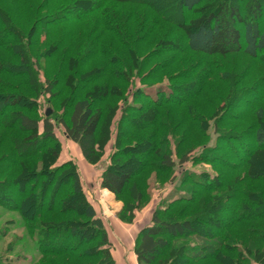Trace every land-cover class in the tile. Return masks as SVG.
<instances>
[{"label":"trees","instance_id":"16d2710c","mask_svg":"<svg viewBox=\"0 0 264 264\" xmlns=\"http://www.w3.org/2000/svg\"><path fill=\"white\" fill-rule=\"evenodd\" d=\"M8 1L13 0L0 2V52H5L20 62H27L25 67H20L13 73L23 82L26 91L20 86H7L6 82L0 81V88L8 87L11 90L7 93L0 91V113L7 109L5 116L0 114V152L4 151L0 155V205L21 213L29 237L42 255L68 256L78 260V264H91L95 260H100V264H116L105 223L86 198L76 166L70 161L58 163L61 143L56 134V126H63L65 135L79 146L84 158L89 163L96 164L103 156V142L100 138L101 135L103 139L106 138L108 116H112L114 110L111 99L124 91L125 105L118 121L116 147L110 163L102 173L101 187L113 193L118 201H122L130 191L131 199L136 202L130 207V213L135 206L141 207L143 202V193L133 186V180L136 174L147 171L150 165L143 162L136 172H132L130 166L136 162L133 151L137 146L129 145L126 149H121L118 146L120 137L129 132L147 131L153 123L149 124L146 120L151 118L155 122L158 109L171 105L187 106L201 95L203 89L192 91L191 87L174 85L173 82L168 83L166 89L164 83H160L156 85L157 95L153 97L145 89L135 88V78H141L145 69V65L138 64L143 63L144 59L139 58L130 40L132 34L129 33L128 24L131 19L122 18L113 12H103L109 0H73L70 5L60 3L55 11L45 15L43 12L48 9L44 5H26V9L34 15L35 22L34 29L27 33L17 26V20L11 15L13 5L17 6V2H10L12 7L8 8ZM52 1L55 3L58 0H48L47 3ZM86 5H92L91 9L82 12V16L75 20L64 17L65 14L75 15L77 11L80 13ZM179 6L187 16L185 20L177 18L175 25L183 33L187 51L219 60L241 55L264 64V0H179ZM245 15L250 17V23H246ZM92 19L96 25L90 27L87 22ZM85 26L90 28L82 30ZM45 28L51 41L47 58L50 55L51 60H56L61 56L56 62L59 69L53 72L52 77L47 75V71H43L42 75L38 71L39 59L34 57L30 47L31 41L37 40L41 30ZM167 49L173 56L180 52L175 47ZM101 58L106 62L103 65L99 63ZM4 63L0 60V74L10 72ZM221 69L222 65L214 62L209 72L218 74ZM112 79L122 83L124 89L118 83H113ZM140 80L145 87H154L148 85L144 78ZM65 86L70 88L69 95H65ZM257 89L259 88H249L240 94L236 91L235 98L227 101L229 103L223 111L226 113L222 114L221 119H217L214 130L206 121L208 130H204L203 135L207 138V143L192 158L183 157L178 163L171 152L159 151L158 141H148L154 146L148 152V158L153 155L160 158L159 165L155 168L161 173L173 174L178 165L189 160L194 164L208 163L215 167H220L217 162L222 161L221 165L228 164L232 170L246 167L264 147V124H261L264 123V91L259 94ZM41 97H45L46 103L54 109V113L48 118L40 113L38 100ZM249 97L253 99L248 100ZM240 101L248 102L247 106L243 110L236 109L230 115V110ZM61 105L65 107L62 114H59L58 107ZM240 111L248 114L254 112V122L249 129L242 133L221 132L219 122L238 120L241 114H236ZM192 113L190 117L193 126L206 124H203L206 116L201 110H194ZM224 118L227 119L224 121ZM183 124L181 122V125H177L174 131L182 129ZM214 136L215 145H209ZM249 140L251 143L248 144ZM164 141L169 142V138L166 137ZM8 146L11 151H8ZM236 148L243 152V159L228 162L229 158L236 155L238 158ZM38 156H42L45 167L46 163L51 162L52 165L26 173L29 170L26 161ZM33 178L35 182L28 195L17 193L16 188L23 181ZM55 182L65 184V187L54 193V204L47 208L40 207L45 194ZM180 189H187V192L180 193ZM226 189H230L226 196L219 199L216 196L217 200L211 202L209 197ZM176 190L181 195L172 196L165 205L159 206L153 213L151 225L139 232L135 246L138 263L171 264L178 259H166V262L163 256L178 254V257L184 258V264H209L217 262L222 254L231 251L242 255L244 260L246 250L240 244L231 246L225 243L224 231H229L238 224L263 221L264 203L260 200L255 204L259 210L246 205L251 197L249 191L243 184L235 187L226 174L198 175L194 171H185L176 183ZM234 191L240 193L229 207L228 202L233 200ZM15 197L21 201L20 205L12 201ZM206 201L205 206H209L210 211H214L213 214L216 215L212 212L207 217L194 215V220L183 221L162 219V216L176 209L197 207ZM37 204L39 209L33 214ZM76 204L79 206L76 210L69 208ZM71 215L82 219L61 225L59 221L55 222L50 218ZM134 216L133 213L131 221ZM196 220H200L210 231L204 233L205 230L199 229L201 225L197 226ZM218 225L221 228L217 229ZM255 233L264 240V233ZM3 236H7L5 232L0 234L1 238ZM181 241L183 244L179 245ZM11 251L12 247L9 249ZM21 261L24 259L0 258V264H24Z\"/></svg>","mask_w":264,"mask_h":264},{"label":"rangeland","instance_id":"374dc122","mask_svg":"<svg viewBox=\"0 0 264 264\" xmlns=\"http://www.w3.org/2000/svg\"><path fill=\"white\" fill-rule=\"evenodd\" d=\"M2 1L4 0H0L1 3ZM15 1L17 2V6L13 5L14 8L11 15H13L14 20H17V26L26 33L34 29L35 26V22L33 21L34 15L26 9V5L30 7L34 5H44L45 8L48 9L46 12H43V15H45L48 12L55 11L56 8L60 6V3L68 5L73 2V0H58L55 3L52 1L54 4L52 2L48 4V0ZM10 2L12 3L14 0L8 1V8L12 7L10 6L12 5ZM23 3H25V6ZM91 7L88 5L87 7H83L80 13L77 11L75 15L74 13L65 14L64 17L71 19V21L73 19L75 20L76 17H80L84 12L89 11ZM103 12H113L122 18L131 19L128 24L129 33L132 34L130 40L139 58L144 59L143 63L138 64L142 66L145 65V69L141 73V78H144L148 85L154 86L145 87V84L140 80L141 78L137 77L134 81L135 88L145 89L147 93L153 97H156L158 89L156 85L160 83H164L163 86L166 87V89L168 83L172 82L175 83L174 85L191 87L192 91L197 88H201V91L203 89L201 95H199L196 100L189 102L187 106L177 107L171 105L162 107L156 111L158 117L155 122L153 119H148L147 117L146 119L148 120H146V122H149V124L153 123L152 125L150 124L147 131L142 133L129 132L120 137L118 146L121 149H126L129 145L137 146L136 150L133 151V159H135L134 161L136 162L130 166L132 172H136L143 162H147L150 165L147 171L139 175L136 174L133 180V186H136V188L143 193V202L141 207L136 208L135 206L136 209L134 208L130 213V207L134 206L136 203L131 199L130 191L125 195L122 201H118L113 193L101 187L102 173L110 163V157L116 147L118 121L122 116V110L125 105L124 100L126 95L124 91H121L118 97L116 96L113 97L114 99H111L114 110L112 116H108L109 121L106 125V138L103 139L101 135L100 140L103 142L101 152L103 156L96 164H91L84 158L79 146L65 135L63 126H56V134L61 143L58 163L62 164L70 161L76 166L81 177L86 198L89 203L94 206L98 216L101 217L105 223L108 240L111 243L110 250L116 264H139L135 253L136 238L142 229L151 225L153 213L159 206L165 205L172 196L176 197L181 195L180 193L182 192H187V189H180V193L176 190V183L185 171H194L198 175L207 173L210 175H215L216 173L226 174V176L229 175V181H232L235 187L243 184V187L249 191L251 197L249 201L246 202V205L254 206V209H257L255 204L259 203L260 200L264 203V147H262L260 152L251 159V162L248 163L246 167L233 170L228 164L221 165L223 164L222 161L217 162L220 167H215L208 163L194 164L192 160H189L184 164H180V166L178 165L173 174L161 173L155 168V166L159 165L160 158L154 155L148 158L147 155L152 147H154L152 144L150 145L148 141H158L160 145L159 151L162 153L165 151L166 153L167 151L171 152L173 159L178 163L183 157L192 158L196 153L198 154L202 151V146L207 143V138L203 135L204 130H208L207 123H210L211 129L214 130V125L216 121H218L217 119L222 117V114L226 113V111H223L225 105L229 103L227 101H231L235 98L236 91L239 94L249 88H259L257 89L259 90V94L264 91V64L241 55L226 60H219L187 51L183 41V33L177 30L175 25L177 18L185 20L187 16V13L179 6V0H109V4ZM244 17L246 23L251 22L249 16L245 15ZM97 22H99V19ZM87 23L90 27L96 25L94 19ZM88 26H85L82 30L90 28ZM47 33V28L42 29L39 38L33 42L31 41L30 47L34 57L39 59L38 71L41 75L43 71H47V75L52 77L54 75L53 72L59 69L56 62L59 61L61 56L56 60H51L50 55L49 58H47V49L50 47L51 43L47 37ZM171 47L177 48L180 52H177L176 56H173L174 54H171L167 49ZM0 60L5 62V66H7L9 69L8 71H10L6 72V74H0V81L6 82L7 86H20L26 91V89L23 88V82L18 77L14 76L13 73L21 69L20 67H25L27 62H20V60L13 59L11 55L5 52H0ZM214 62H219L222 65L223 69H221V73L219 71L220 74H211L209 72V68H212V63ZM99 63L103 65L106 62L101 58L99 59ZM109 79H111V77H109ZM112 81L113 83H118L113 79ZM118 84L120 88L124 89L122 83ZM25 86H27V84H25ZM65 87V95H69L70 88L67 86ZM117 89H115L114 92H116ZM0 91L6 93L11 92L8 87H2ZM252 99V97H249L248 100ZM247 103L248 102L240 101V103L236 104L237 106L235 108L230 110V115L236 109L243 110L244 107L247 106ZM38 104L40 106L41 115L45 117L46 109L52 107L46 103L45 97H41L38 100ZM262 106H264V104ZM64 107V105L58 107L60 111L59 114H62ZM194 110H201L206 116V120H203V124L207 121L205 125H201L202 123L199 124V126L192 125L190 116L193 114L192 112ZM6 112L7 109H4L0 114L5 116ZM151 112L152 111H150V113ZM239 114H241V116L238 117V120H226L227 118H224V121L226 120L225 122L221 123L220 121V131L230 134L233 132L242 133L246 131V129H249L250 125L254 122V112L251 111L248 114L240 111L236 115ZM181 122L184 123L183 128L174 131L177 125H181ZM261 124L263 125L264 123ZM200 125L202 128H200ZM166 137L169 138V142L166 141L167 143L164 141ZM215 139L216 137L214 136L209 145H215ZM247 143L249 144L251 141L249 140ZM158 144L156 146L157 148ZM236 150L238 158L236 155L234 158H229L228 162H239V158L243 159V152L238 148H236ZM8 151H11L9 146ZM2 154H4L3 150L0 152V155ZM26 163L29 168L26 172L28 174L33 173L32 171L36 172L52 165L51 162L46 163L47 165L45 167L42 156L30 158ZM34 182V178L23 181L22 185L16 188L17 193L28 195ZM64 187L65 184L60 185L58 182L53 183L45 194L44 199L41 201L42 205L40 207L47 208L54 204V193L59 188ZM229 191L227 189L224 191L222 190L216 195L209 197V199L211 202L215 201L218 196V199L226 196ZM239 193L240 191L235 192L234 198H232L233 200L228 202L229 207L234 204ZM12 201L17 205L21 204V201L17 197L12 198ZM208 201L193 208L181 207L162 216V219L183 221L189 219L194 220V215L198 217H207L208 213H214V211H210L209 206H205ZM77 207L79 208L78 204L69 206L71 210H76ZM38 209L39 204L34 207L33 214ZM259 209L260 208L257 210ZM132 212L135 216L131 221ZM214 217L216 218L218 216ZM22 218L21 213L18 211H10L0 205V234L5 232L7 235L2 238L0 237V258L24 259L23 262L21 261V263L24 264H78V260L68 256L42 255L38 251L36 243L29 237V233L24 227ZM50 218L55 222L59 221L61 225H65L71 220L75 221V219H82L80 216L76 215L63 217L53 216ZM196 224L197 226L198 224L201 225L199 229H204V233L210 231L209 228L201 224L200 220H196ZM216 228L219 229L221 226L218 225ZM255 231L264 233V220L238 224L233 226L231 230L224 231L225 234L223 238L225 243L231 246L240 244L246 250L245 258L243 260L242 255H238L231 251L230 253L222 254L221 259L217 262H211L209 264H264V240L257 237ZM182 244L183 241L179 243V245ZM10 247H12L11 252H9ZM175 258L178 260L174 263L184 264V258L182 256L178 257V254L163 256V260L165 259V261L166 259L175 260ZM91 264H100V260H95L91 262ZM168 264H170V262H168Z\"/></svg>","mask_w":264,"mask_h":264},{"label":"water","instance_id":"95a60500","mask_svg":"<svg viewBox=\"0 0 264 264\" xmlns=\"http://www.w3.org/2000/svg\"><path fill=\"white\" fill-rule=\"evenodd\" d=\"M53 114V109L52 108H48L45 111V117L48 118Z\"/></svg>","mask_w":264,"mask_h":264}]
</instances>
